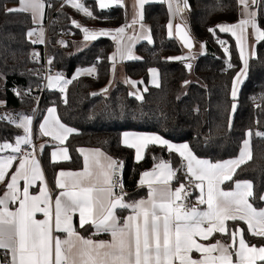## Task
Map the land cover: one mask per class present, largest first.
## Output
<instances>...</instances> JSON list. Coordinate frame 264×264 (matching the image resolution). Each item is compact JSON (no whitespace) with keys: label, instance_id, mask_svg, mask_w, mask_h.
Returning <instances> with one entry per match:
<instances>
[{"label":"snow or ice","instance_id":"obj_1","mask_svg":"<svg viewBox=\"0 0 264 264\" xmlns=\"http://www.w3.org/2000/svg\"><path fill=\"white\" fill-rule=\"evenodd\" d=\"M148 2L150 0H137V18L133 19L131 25L126 24L118 29L90 30L73 21L77 28L82 29L86 42L105 36L117 41L116 52L110 57L113 72L117 57L121 60L137 59L132 54L131 44H124L127 28L139 23L141 31L146 33L144 38L150 41L151 37L147 34L150 29L143 24L142 11ZM167 2L170 11L176 14L188 7L187 0H179L174 9L173 0ZM181 2L183 8L180 7ZM17 3L18 7L6 11L30 13L34 21L37 17L42 20L45 0H17ZM66 3L90 18H97L81 0H66ZM238 4L242 9V18L234 24L217 26L220 32L231 33L236 38L243 61V68L234 77L231 87L233 103L230 120L236 111L238 90L247 75L251 58L247 46L249 28L256 42L264 41V28L258 23L257 12L252 10L259 8L260 0H238ZM111 5L123 6V0H99L101 9ZM167 28L171 36V22ZM176 28L184 46L191 50L194 44L189 34L180 25ZM216 30L209 29L213 34ZM33 35V31L27 33L29 38ZM127 39L133 41L136 37ZM32 43H44L42 30L39 38L32 40ZM220 43L223 45L225 42ZM224 51L228 52V48L225 47ZM169 59L187 61L189 56ZM186 67L191 70V63H187ZM229 67L232 65L229 64ZM95 71V67L82 69L72 79H77L81 74L92 75ZM151 73L152 83L158 87L157 70L151 69ZM72 79H66L61 73L49 75L47 87L64 93ZM132 83L135 85V82ZM103 92H107V89ZM137 98L143 99L142 95ZM46 111L47 116L39 125L40 133L64 145L76 130L61 122L56 107ZM0 120L16 124L24 132V135L15 138L14 145L0 143V152L10 149L13 153L0 155V184H4L3 194L0 195V250H4L6 257L10 254L5 264H264V246L249 245L244 238V229L228 226L229 221H242L251 235L264 238V208L258 209L250 202V198H255L252 184L235 181L231 190L226 191L222 187L225 181L232 180L236 169L245 163L246 158L251 159V130L245 134L237 159L217 163L198 158L186 143L176 145L160 135L124 132L121 143L134 150L137 162L144 158L150 145H160L169 152L178 153L185 162L184 181H177L178 186L173 188L172 182L177 180L180 169H174L170 162L160 160L150 171L143 172L138 181L139 187L147 188V197L129 202L125 199L127 193L121 179L123 162L100 149L82 148L79 149L83 155L82 170L60 171L56 180L59 192L53 199L35 157L32 117L23 116L18 123L10 116H0ZM256 135L264 137V133L257 132ZM22 145L30 146L31 151L23 150ZM51 157L53 162L57 158L69 160L68 148L58 147ZM14 163L16 168L12 171ZM37 182L42 186L38 194H32L30 189ZM190 190H198L199 193L196 203L191 206L187 203ZM260 200L264 201V195L260 196ZM118 210H128L129 214L121 218ZM37 214L43 218L37 219ZM74 217L80 229L87 225L94 229L92 235L107 233L111 239L86 238L77 230ZM217 233L227 236L230 242H201L211 240ZM60 234H64V238ZM193 252L198 253L199 258L193 257Z\"/></svg>","mask_w":264,"mask_h":264},{"label":"trees","instance_id":"obj_2","mask_svg":"<svg viewBox=\"0 0 264 264\" xmlns=\"http://www.w3.org/2000/svg\"><path fill=\"white\" fill-rule=\"evenodd\" d=\"M45 3V26L53 17L48 28L53 74L61 73L66 79H72L82 69H96L95 76L81 74L72 79L64 92L65 104L61 103L57 91L50 89L41 99L35 122L36 137L46 110L51 107H56L62 123L76 130L65 144L70 156L68 161L53 163L47 153L42 156L51 183H54L60 168H83L79 149H100L124 162V187L130 192L125 199L131 202L147 195V189L138 186L143 172L152 169L160 160L168 161L178 169L182 159L165 147L150 145L144 159L137 162L134 150L121 143L120 137L124 132L160 134L173 143L188 144L198 158L214 163L237 158L245 134L251 130V159L240 165L232 180L224 186L231 188L235 181H249L255 197L250 198V202L258 209L264 206V201L260 200L264 195V137L256 135L257 132L264 133V41L255 45L246 78L238 92L237 108L230 120L231 87L243 63L236 40L217 28L222 23L231 24L240 19L238 0H187L185 28L204 49V53L195 60L189 58L187 61L169 59L185 57L187 50L177 38L168 34L167 25L171 22L168 5L165 2L144 5L143 21L149 25L152 42L139 43L136 51L140 59L123 63L126 78L146 86L143 99H138L123 83H118L112 91L109 89L108 96L99 92L106 88L111 74L110 57L116 49L112 38L101 37L80 51L76 49V43L83 38L82 30L76 29L67 40L73 21L78 19L82 26L90 29L114 30L125 25L126 15L122 7L100 10L95 0H86L85 6L97 17L93 19L64 0H45ZM14 4H18L17 0H0V99L5 103L3 111L18 123L23 116H32L34 98L17 95L11 88L16 86L32 92L43 85L44 45L36 46L27 37L34 27L30 13L6 11L9 5ZM258 11V23L264 28V0H260ZM211 28L217 29L215 34L209 31ZM61 32H64V38ZM216 37L228 42V52L215 42ZM64 41L68 42L66 47L61 43ZM37 51L40 60L34 63L32 57ZM187 63H191V70L187 69ZM151 69L158 72V87L150 83ZM190 73L198 78L199 83H192L187 94L179 97L182 84ZM22 135V128L0 120V141L15 142V138ZM178 181L183 182L184 177L180 176ZM119 212L122 218L129 211ZM237 226L244 229V238L249 245L264 246V238L251 235L245 223H229L230 228ZM79 231L87 234L92 228ZM226 237L218 235L215 239Z\"/></svg>","mask_w":264,"mask_h":264},{"label":"crops","instance_id":"obj_3","mask_svg":"<svg viewBox=\"0 0 264 264\" xmlns=\"http://www.w3.org/2000/svg\"><path fill=\"white\" fill-rule=\"evenodd\" d=\"M81 2L85 5V3H86V0H81ZM150 2H165L167 5H168V2H167V0H150ZM150 2H148V3H150ZM177 2H179V0H173V9L175 8V6H176V3ZM95 4H96V6H97V8L98 9H100V10H108V9H111V8H113V7H116V5H111V6H109L108 8H104V9H101L100 7H99V0H95ZM147 4V3H146ZM145 4V5H146ZM120 7H122L123 9H124V11H125V15H126V23H125V25L126 24H128V25H131L132 24V21H133V19L134 18H137V12H138V7H137V0H123V6H120ZM144 7V6H143ZM180 7L181 8H183V3L181 2L180 3ZM240 7V6H239ZM168 8H169V6H168ZM90 10V9H89ZM168 10H170V9H168ZM252 10H255L256 12H257V17H258V8H253ZM241 12H242V9H241V7H240V19L242 18V16H241ZM170 13H171V23H172V25H173V34H172V36H174V32L176 33L177 32V28H176V26L177 25H180V26H183V28L188 32V30L185 28V25H184V23L186 22V16H185V13H186V15H187V13H188V7L187 8H184L183 9V11L182 12H180V13H178V14H176V13H174V11H170ZM238 22V20L235 22V23H237ZM143 24L145 25V28L146 29H150L149 28V25L147 24V23H145L144 21H143ZM223 24V23H222ZM231 24H234V23H231ZM125 25H122V26H120V27H123V26H125ZM146 25H148V26H146ZM119 27V28H120ZM99 29H107V28H91V30H99ZM118 29V28H117ZM189 33V32H188ZM223 33H225V32H223ZM145 32H142L141 31V28H140V25H139V23H137V24H135V25H132V27H129V28H127L126 29V33H125V39H124V44L125 45H128V44H131V47H132V54L135 56V57H137L138 58V53H137V51H136V47H137V45L139 44V43H141V42H151V40L153 39V38H151L150 39V41L148 40V39H145L144 38V36H145ZM147 34H149L150 35V37H151V33H147ZM190 34V33H189ZM228 34H230L231 35V33H228ZM130 36H134V37H136V39L135 40H133V41H129L128 39H127V37H130ZM232 36V35H231ZM235 40H236V38L234 37V36H232ZM101 38V37H100ZM99 39V38H98ZM113 40V39H112ZM115 41V43H116V45H117V41L116 40H114ZM237 42V41H236ZM256 40H255V38H254V35H253V31H252V29L251 28H249V30H248V39H247V46H248V51L251 53V57L253 56V54H254V49H255V45H256ZM238 45V44H237ZM202 47V46H201ZM238 49H239V47H238ZM187 50V49H186ZM115 51H116V49H115ZM114 51V52H115ZM194 50H187L186 52H187V54L185 55V56H189V58H190V56H191V53L193 52ZM113 52V53H114ZM118 58V60H121L119 57H117ZM191 59V58H190ZM132 60H134V59H132ZM193 60V59H192ZM250 60V59H249ZM122 61V63H124V62H126V61H130L129 59H123V60H121ZM241 63H243V61L241 62ZM96 72V71H95ZM158 73V72H157ZM95 75V73L94 74H92L91 76H94ZM245 78L246 77H244V79H243V81L245 80ZM152 79H153V77H152V73H151V80H150V83H151V85L152 86H156L155 84H153L152 83ZM156 80H157V83L159 84V78H158V75L156 76ZM129 81H130V83H132V82H135V85H133V83H132V85L134 86V88L136 89V91H139V93L142 95L145 91H144V89H147L146 88V86H143V85H141L139 82H136V81H132V80H130L129 79ZM243 83V82H242ZM242 83L240 84V87H241V85H242ZM240 87H239V90H240ZM105 89H107V92H109V89H111V87L108 89V88H105ZM239 90H238V92H239ZM103 92V91H102ZM103 93H106V92H103ZM138 93V94H139ZM143 96V95H142ZM47 113V112H46ZM58 114V113H57ZM46 116H47V114H46ZM46 116H44V118L46 117ZM59 116V115H58ZM44 120V119H43ZM43 123V121L41 122V124ZM136 133H138V132H136ZM141 134H153V135H160V134H156V133H141ZM123 135V134H122ZM70 137V136H69ZM68 137V138H69ZM163 137V136H162ZM120 138H122V136L120 137ZM164 138V137H163ZM36 139H37V147H38V150H39V153H40V158L39 157H37V156H35L36 157V159L39 161V163H40V166H41V168H42V170H43V173H44V178H45V181L47 182V186H48V189H49V191L51 192V194H52V197H53V199H55V197H56V195L58 194V192H59V189L57 188V186H56V180H57V178H58V173L60 172V171H80V170H69V169H61L60 168V170L57 172V174H56V176H55V179H54V183H51L50 182V180H49V178H48V176H47V174H46V171H45V167H44V164H43V160H42V156L43 155H45L46 153V155H48L49 156V158H50V160H51V162H53V160H52V157H51V153L53 152V151H55V150H57V148L58 147H65V144L64 145H60L59 144V142H57V141H54V140H52V138L51 137H49V136H43L41 133H40V131H39V127H38V130H37V137H36ZM39 140L41 141V143H39ZM68 140V139H67ZM169 141V140H168ZM67 142V141H66ZM170 143H173V142H171V141H169ZM173 144H176V145H181V143H173ZM182 144H185V143H182ZM41 146H43L42 147V149H41ZM157 147L158 146H160V145H156ZM161 147H163V146H161ZM190 147V146H189ZM69 152V151H68ZM103 152V151H102ZM105 153V152H104ZM135 153V152H134ZM145 153H146V151H145ZM173 153H175V154H177L178 156H179V154L178 153H176V152H173ZM13 153H11V150L10 149H7V150H5V151H3V152H0V155H4V156H7V155H12ZM106 155H108L107 153H105ZM109 156V155H108ZM82 157H83V155H82ZM144 157H145V154H144ZM180 157V156H179ZM181 158V157H180ZM144 159V158H143ZM142 159V160H143ZM182 159V158H181ZM183 160V159H182ZM232 160V159H231ZM65 161H68V160H63V159H61V158H57V161L56 162H53V163H59V162H65ZM141 161V160H140ZM226 161H228V160H226ZM18 162V161H17ZM139 162V161H138ZM221 162H224V161H221ZM214 163H217V162H214ZM172 167H173V165H172ZM15 168H16V163H14L13 164V169H12V171H14L15 170ZM174 168V167H173ZM175 169V168H174ZM82 170V169H81ZM151 170V169H150ZM150 170H148V171H150ZM11 175V171L9 172V176ZM141 178V177H140ZM227 181H225L224 183H223V185H222V187H223V189L224 190H231V189H233L234 188V185L231 187V188H225V186H224V184L226 183ZM247 182H249V181H247ZM5 183H7V180L5 181ZM251 183V182H250ZM252 184V183H251ZM21 186H23V181H21ZM42 185H41V183L40 182H37V184H36V186H34V187H32L31 189H30V192L32 193V194H38V190H39V188L41 187ZM178 186V183H177V181H173L172 182V187L173 188H175V187H177ZM253 186V185H252ZM140 188H146V187H140ZM147 189V188H146ZM252 190H253V187H252ZM3 191H4V184H0V195H2L3 194ZM193 191V204H195L196 203V198H197V196L199 195V193H198V190H192ZM146 197H147V195H146ZM146 197H143V198H146ZM141 199V198H140ZM139 200V199H138ZM192 204V205H193ZM201 207H204V206H201ZM262 208H264V206L262 207ZM129 214V212L128 213H126V214H124L123 215V217H125V216H127ZM118 215L121 217V215H120V212H119V210H118ZM122 217V218H123ZM43 217H42V215L41 214H37V219H42ZM231 221H229L228 222V226H229V223H230ZM242 222V221H241ZM244 223V222H243ZM74 224H76V226H77V230L79 231V226H78V222H77V220H76V218L74 217ZM86 227H88L87 225L85 226V228ZM240 228V227H239ZM93 231H94V229H92V231H90L89 233H87V234H82L80 231V234L81 235H83V236H85L86 238L87 237H91L93 240H110L111 239V237H110V235L109 234H107V233H101V234H98V235H92V233H93ZM61 235V238H64V234H60ZM218 235H221V234H219V233H217V234H215L212 238H211V240H208V241H201L202 243H205V244H210V243H215L216 242V240H221V241H223V242H230L229 241V238L228 237H226V236H224V237H226V239H219V238H216L215 239V237L216 236H218ZM221 236H223V235H221ZM192 255H193V257H195V258H199V254L198 253H195V252H193L192 253ZM6 258H10V254H8V257H6V254H5V252H4V250H0V264H5V260H6ZM233 259L235 260L236 258L235 257H233Z\"/></svg>","mask_w":264,"mask_h":264},{"label":"rangeland","instance_id":"obj_4","mask_svg":"<svg viewBox=\"0 0 264 264\" xmlns=\"http://www.w3.org/2000/svg\"><path fill=\"white\" fill-rule=\"evenodd\" d=\"M45 5H46V3H45ZM19 5L18 4H14V5H9L8 7H7V9L8 8H13V7H18ZM46 6H45V10H44V14H46ZM185 16H186V13H185ZM76 22H78L81 26H82V24H81V22H80V19H78ZM33 24H34V27L31 29V30H29V31H33L34 32V35L31 37V38H29L28 36V39H29V41H31L32 42V40H36V39H38L39 38V35H40V31L42 30L43 31V40H44V42H45V38H46V33H47V26H45V15H43V18H42V20L39 18V17H37V19L34 21L33 20ZM146 26H148V25H146ZM82 27H84V26H82ZM72 28V30H71V32L69 33V35H68V39L67 40H70L71 39V36H72V34H73V32L76 30V29H80V30H82L81 28H77L76 26H75V24H73V27H71ZM90 29V28H89ZM91 30V29H90ZM82 33H83V31H82ZM106 37H110L111 38V36H105L104 38H106ZM174 37L175 38H177V40L180 42V40H179V37H178V35L174 32ZM112 40V39H111ZM96 41V40H95ZM94 41H88V42H86L85 40H84V33H83V38L81 39V41H79V42H77L76 43V49L78 50V51H80V50H82V49H85L88 45H90L91 43H93ZM148 42V41H147ZM151 42H152V40H151ZM151 42H149V43H151ZM34 44V43H33ZM45 43H42V45H44ZM194 48H193V52L191 53V56H190V58L191 59H193V60H195L199 55H202L203 53H204V49H203V47H201V44H199V43H196L195 41H194ZM34 45H36V46H41V43H36V44H34ZM117 46L118 45H116V49H117ZM116 52V51H115ZM39 52L37 51L36 52V54H38ZM113 54V53H112ZM39 55V54H38ZM112 56V55H111ZM138 59H140V56L138 55V58L137 59H134V60H138ZM111 62H112V65H113V61L111 60ZM88 69V68H87ZM85 75H87V74H85ZM187 80V83H183L182 84V87H181V91H180V94H179V97H183V95L185 96L186 94H187V92H188V89H189V86L192 84V83H199V80H198V78H196V76L193 74V73H190L189 74V76H188V78H186ZM118 83H123V84H126V85H128L130 88H131V92L133 93V95H135L136 97L137 96H140L141 94L139 93V91H136V89L134 88V86L132 85V83H130V81H129V79L128 78H126V76H125V74H124V67H123V63H122V61L121 60H118V58H117V60H116V62H115V71L113 72V70H112V66H111V74H110V78H109V81H108V83H107V85H106V88H110L111 87V91H112V89L118 84ZM105 89V88H104ZM103 91V90H102ZM101 90L99 91V92H102ZM139 93V94H138ZM105 96H108L109 94H110V92L108 93V92H106V93H103ZM0 102H3L2 103V105H0V116H9L7 113H5V111H3V107H4V105H5V103H4V101H2L1 99H0ZM0 143H12L13 145L15 144V142H2V141H0ZM39 143H41V141L39 140ZM242 147V146H241ZM242 149V148H241ZM250 151H251V146H250ZM252 156V155H251ZM239 157V156H238ZM237 157V158H238ZM237 158H235V159H237ZM250 159H248V158H246V160H245V163L246 162H248ZM244 164V163H243ZM242 165V164H241Z\"/></svg>","mask_w":264,"mask_h":264},{"label":"built area","instance_id":"obj_5","mask_svg":"<svg viewBox=\"0 0 264 264\" xmlns=\"http://www.w3.org/2000/svg\"><path fill=\"white\" fill-rule=\"evenodd\" d=\"M64 3H66V0H64ZM81 12V11H80ZM83 12H81L82 14ZM188 14V13H187ZM83 15H85L83 13ZM187 17V15H186ZM53 17H51L48 21V24H47V33H46V38H45V44H44V47H43V67H44V81H43V85L40 86V87H36L32 90V92L30 91H25V90H22L21 88L19 87H12L11 88V91H13L14 93H19V95H22V96H25L27 98L30 99V95L32 96L31 98H34V105H35V109H34V112L32 114V139H33V143L35 144L36 146V153H35V156L39 157L40 158V153H39V150H38V147H37V139H36V135H35V122L37 120V117L39 115V108H40V104H41V99L44 97L45 93L50 89L47 87V77L49 75H54L53 72H52V69H51V64L48 63L49 60L52 61V58L50 57L49 55V50H48V42H49V34H48V28L50 26V23L52 21ZM61 36L64 38L65 37V34L64 32H61ZM220 41H224L222 40L220 37H216L215 38V42L220 43ZM225 43L222 45L224 48L225 47H228V42L224 41ZM68 45V42L67 41H64V43H62V45L64 47ZM40 60V58L35 55L32 57V61L34 63H38ZM95 76V75H94ZM50 90H54V91H57V93L60 95V98H61V103L62 104H65L66 102V98L64 96V93H61L59 91V89H50ZM33 95H35L33 97ZM22 149L25 150V151H31V147L30 146H27V145H22ZM122 161V160H120ZM123 162V161H122ZM184 164L185 162L182 160L181 162V165L178 169H180V171L177 172V180L175 181H178L179 177L180 176H183L184 177V172H185V169H184ZM123 165H124V162H123ZM124 178H125V165L123 166V170H122V173H121V179H122V182H123V186H124ZM117 191H119V189H117ZM124 192L127 193L126 197L129 195V191L124 187ZM191 194L189 195L188 197V201L187 203L191 206L193 204V191L190 190Z\"/></svg>","mask_w":264,"mask_h":264},{"label":"water","instance_id":"obj_6","mask_svg":"<svg viewBox=\"0 0 264 264\" xmlns=\"http://www.w3.org/2000/svg\"><path fill=\"white\" fill-rule=\"evenodd\" d=\"M183 27V26H182ZM186 31V30H185ZM187 32V31H186ZM188 33V32H187ZM176 34L178 35V37H179V40H180V43L182 44V46L185 48V49H187V50H189L187 47H185L184 46V44H183V42L181 41V39H180V36H179V32L177 31L176 32ZM189 34V33H188ZM189 36H190V38L192 39V41H193V44H194V40H193V38H192V36L189 34ZM195 45V44H194ZM194 48V47H193ZM193 48L191 49V50H193Z\"/></svg>","mask_w":264,"mask_h":264}]
</instances>
